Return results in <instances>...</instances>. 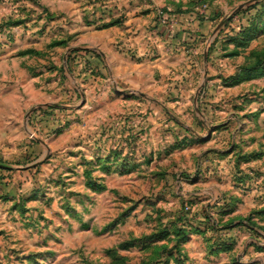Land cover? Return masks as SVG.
Instances as JSON below:
<instances>
[{"label":"rangeland","instance_id":"obj_1","mask_svg":"<svg viewBox=\"0 0 264 264\" xmlns=\"http://www.w3.org/2000/svg\"><path fill=\"white\" fill-rule=\"evenodd\" d=\"M17 2L0 0V60L35 82L0 115V264H199L189 242L264 264V0H227L225 49L140 90L72 55L43 0Z\"/></svg>","mask_w":264,"mask_h":264},{"label":"crops","instance_id":"obj_2","mask_svg":"<svg viewBox=\"0 0 264 264\" xmlns=\"http://www.w3.org/2000/svg\"><path fill=\"white\" fill-rule=\"evenodd\" d=\"M18 1L19 6L27 2ZM42 3L56 15L54 23L68 25L72 37L68 50L72 55L83 53L92 69L106 71L117 84L129 90L147 89L152 83L150 76L155 74L179 73L180 62L189 51L197 54L206 49L210 57L224 50L230 38L229 31L223 30L231 25L230 17H218L219 12L232 6L227 0H213L205 10L199 0H43ZM16 5L6 10L14 12ZM116 20L120 22L111 24ZM0 79V115L4 114L5 106H11L13 113L27 107L30 85L35 82L30 81L28 61L15 59L12 51L5 54V59L0 60ZM185 246L187 260L199 264L226 261L218 256L217 245L210 248V254L206 253L205 244L199 245L197 253L192 250L193 243Z\"/></svg>","mask_w":264,"mask_h":264},{"label":"trees","instance_id":"obj_3","mask_svg":"<svg viewBox=\"0 0 264 264\" xmlns=\"http://www.w3.org/2000/svg\"><path fill=\"white\" fill-rule=\"evenodd\" d=\"M230 20H233V18H232V19H230ZM230 20H229V21H230ZM119 22H120V21L116 20V21H114V22H113V23H111V24H114V23H119ZM235 38H237V37H235ZM232 39H234V37H230V38H229V40H232ZM209 52H210V51H209ZM222 246H223V248H226V247H227V245H226V244H223ZM228 246H229V245H228ZM217 248H219V247L217 246ZM252 263H254V262H252ZM252 263H251V264H252ZM256 264H257V263H256Z\"/></svg>","mask_w":264,"mask_h":264},{"label":"built area","instance_id":"obj_4","mask_svg":"<svg viewBox=\"0 0 264 264\" xmlns=\"http://www.w3.org/2000/svg\"><path fill=\"white\" fill-rule=\"evenodd\" d=\"M160 14L163 15L164 14V11H160ZM164 21H166L164 18H163Z\"/></svg>","mask_w":264,"mask_h":264},{"label":"water","instance_id":"obj_5","mask_svg":"<svg viewBox=\"0 0 264 264\" xmlns=\"http://www.w3.org/2000/svg\"><path fill=\"white\" fill-rule=\"evenodd\" d=\"M221 25H222V24H221ZM221 25H219V27H220ZM219 27H218V28H219ZM205 57H207V54L205 55Z\"/></svg>","mask_w":264,"mask_h":264}]
</instances>
